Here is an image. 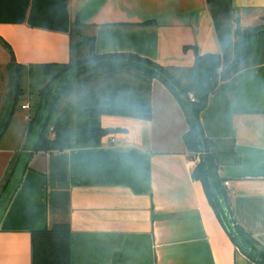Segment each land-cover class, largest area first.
I'll return each instance as SVG.
<instances>
[{"label": "crops", "instance_id": "1", "mask_svg": "<svg viewBox=\"0 0 264 264\" xmlns=\"http://www.w3.org/2000/svg\"><path fill=\"white\" fill-rule=\"evenodd\" d=\"M263 18L264 0H0V38L25 70L85 58L83 37L95 39L98 55L190 70L197 54H214L225 70L237 20L248 28ZM151 106V120L102 116L103 128L121 132L99 147L34 155L0 225V264H32V232L55 224L71 226V264H256L193 178L189 122L157 80ZM201 122L208 139L231 142L228 152L234 145L219 176L235 218L264 247V63L221 82ZM27 136L0 143V186Z\"/></svg>", "mask_w": 264, "mask_h": 264}, {"label": "trees", "instance_id": "2", "mask_svg": "<svg viewBox=\"0 0 264 264\" xmlns=\"http://www.w3.org/2000/svg\"><path fill=\"white\" fill-rule=\"evenodd\" d=\"M235 36V59L225 70H221L220 56L214 54H197L195 65L190 70L166 68L129 53L98 55L94 48L95 39L85 37L79 43V47L89 50L85 58L68 65L30 66V70L39 69L45 76H51L53 70L60 72L54 74L42 89L28 125L27 143L15 153L1 183L0 225L25 174L31 169L35 154L101 146L105 136L121 132L103 128L101 118L105 115L151 120V86L157 80L176 98L189 122V131L183 139L188 153L193 155L191 160L199 157L193 178L202 183L211 206L235 247L256 264H264V247L235 218L219 176L220 157L226 152L235 153L234 145L228 152L226 145L231 142L208 139L201 122L209 97L221 82L264 63V18L260 26L248 28L242 27L237 20ZM0 43L10 52V66L15 72L8 115L0 120L1 141L11 122L14 106L19 96L24 94L20 73L25 68L14 62L11 48L1 38ZM121 75H132L134 80H121ZM75 79L79 84L99 79L113 80L81 94L77 119H74L75 109L70 105L62 111L59 109L61 100L73 92ZM190 94L194 95L195 102L189 99ZM71 234L69 224H55L50 229L32 232V264H71Z\"/></svg>", "mask_w": 264, "mask_h": 264}, {"label": "rangeland", "instance_id": "3", "mask_svg": "<svg viewBox=\"0 0 264 264\" xmlns=\"http://www.w3.org/2000/svg\"><path fill=\"white\" fill-rule=\"evenodd\" d=\"M0 51V120L6 119L8 115V111L10 108V97L12 95V77L14 75V70L11 69L10 66V56L8 51L4 48H1ZM6 57L7 59H5ZM51 76H45L44 73L39 69L33 70H25L22 69L20 73V83L23 89V93L21 94L17 100V104L14 106L13 115L11 118V122L9 127L1 139L0 143H10L17 144L19 141H23L22 138L25 136L26 130L28 129V125L30 122V118L33 114V107L37 104L38 100L41 98L42 89L46 86V84L50 81L51 77L54 74L59 73L58 70H53ZM14 72V73H13ZM121 80H134V76L132 75H121ZM113 80L111 79H99L92 80L83 84H79L78 80H74L73 92L70 96L64 97L61 102L59 109L62 111L66 105H70L73 107L74 119H77L78 113V104L79 99L82 93L89 92L99 88L100 86L105 85L106 83H111ZM24 105H29L30 109H23ZM9 107V108H8ZM54 124V118L51 121L49 129L51 131L52 126Z\"/></svg>", "mask_w": 264, "mask_h": 264}, {"label": "built area", "instance_id": "4", "mask_svg": "<svg viewBox=\"0 0 264 264\" xmlns=\"http://www.w3.org/2000/svg\"><path fill=\"white\" fill-rule=\"evenodd\" d=\"M189 99H190L192 102H195V97H194L193 94H190V95H189ZM23 109H25V110L30 109V106H29V105H24V106H23ZM198 161H199V157H197L194 161H191V163H190L191 167H192V168H195V167H196V164L198 163ZM225 185H226V186H229V183L226 182Z\"/></svg>", "mask_w": 264, "mask_h": 264}]
</instances>
